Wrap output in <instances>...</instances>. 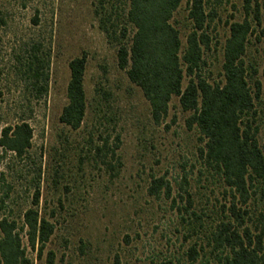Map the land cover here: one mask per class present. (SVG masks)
<instances>
[{"label": "rangeland", "instance_id": "1", "mask_svg": "<svg viewBox=\"0 0 264 264\" xmlns=\"http://www.w3.org/2000/svg\"><path fill=\"white\" fill-rule=\"evenodd\" d=\"M189 0H181L170 23L179 32L181 49L189 31ZM261 26L264 0H259ZM127 0H0V126L24 120L32 131L31 148L21 160L0 153V216H18L31 207L38 190V214L53 225L40 258L26 248L32 264H187L185 252L199 237L183 239L171 199L179 202L182 176L192 211L209 231L226 205L224 187L202 169L201 147L194 128L187 129L177 98H171L165 118L154 125L139 89L118 70L115 45L99 29V20L119 28ZM213 19L206 34L209 48L202 55V76L211 84L221 80L222 47L228 25L242 19L241 0H205ZM130 30V29H128ZM131 35V31H129ZM34 42L49 52L48 88L33 99L18 72L16 58ZM85 54L83 89L86 109L80 127L72 131L58 122L65 105L68 62ZM244 63L256 69L264 102V39L249 38ZM186 80L182 82V88ZM258 107V111H262ZM257 142L264 156V116L256 119ZM118 138V143L115 142ZM105 141L111 157L97 154ZM152 178H162L170 192L157 198L147 194ZM34 208V207H33ZM253 207L250 205V209ZM21 242L26 246L23 232Z\"/></svg>", "mask_w": 264, "mask_h": 264}, {"label": "trees", "instance_id": "2", "mask_svg": "<svg viewBox=\"0 0 264 264\" xmlns=\"http://www.w3.org/2000/svg\"><path fill=\"white\" fill-rule=\"evenodd\" d=\"M180 2L127 0L123 24L117 28L109 24V18L100 19L99 29L114 43L116 67L139 89L154 125L165 118L171 98H177L180 110L189 114L186 128H194L198 134L201 147L197 148V159L202 169L210 171L225 189L227 204L220 205V217L205 231L207 223L191 210L185 176L177 184L180 191L177 197L183 205L175 204V199H171V205L186 227L183 239L194 236L201 240L197 250L195 245L187 248V264H264V156L258 146L255 124L259 113L264 116V102L261 104L262 86L255 78L256 69L243 60L249 38L253 36L255 42L264 39L259 0H241L242 19L228 25L222 47L221 80L211 84L202 76L201 67L203 52L209 48L206 30L213 12H205V0H189L186 15L189 31L181 49L179 32L170 23ZM16 60L31 97L36 100L44 97L49 81V52L34 42ZM85 64V54L67 64L66 103L58 122L72 131L80 127L86 109L82 84ZM184 79L186 84L182 88ZM31 138L26 121L3 124L0 153L21 160L31 148ZM115 142L118 143V138ZM117 147L114 144L108 150L103 141L94 150L103 156L109 151L113 157ZM161 191L165 197L169 196L168 183L162 178H152L147 194L157 198ZM37 205L38 190H35L32 208L18 216L21 225L10 215L0 216V264H32L25 254L26 248L40 258L53 225L38 214ZM44 261L53 264V253L47 252ZM178 263L169 260L160 264Z\"/></svg>", "mask_w": 264, "mask_h": 264}]
</instances>
